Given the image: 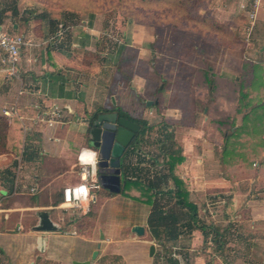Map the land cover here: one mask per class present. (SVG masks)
<instances>
[{
	"label": "crops",
	"instance_id": "1",
	"mask_svg": "<svg viewBox=\"0 0 264 264\" xmlns=\"http://www.w3.org/2000/svg\"><path fill=\"white\" fill-rule=\"evenodd\" d=\"M262 1L258 0V4L261 5ZM27 10L33 9H24L22 16ZM44 10L42 8L39 12ZM82 15L87 16V20L79 24L71 9L61 8L55 15L51 14L54 16L51 19H57V27H52L48 20H32L21 26L16 21L12 28L15 35L25 38L26 44L21 51L17 77H9L0 66V115L6 110L11 112V116L6 117L17 118L16 145L19 146L18 155H0V264H118L123 259L129 264H149L148 259L152 260L151 264H156L159 248L148 225L152 207L138 200L141 192L133 183L141 180L148 185L160 178L163 191L175 190L166 163L167 156L175 151H181L184 158L175 172L187 189L189 202L198 209L199 199H206L201 205L207 207L203 210L205 213L208 208L211 210L210 205L222 204L228 215L223 220L228 223L213 226L224 235L225 246L220 252L214 250L210 226H206V232H210L206 237L198 229L189 232L182 225L186 219L181 221L180 235L169 242L173 249L179 250L178 263L207 264V256L199 250L206 243L214 247L215 264H261L264 258V137L244 134L239 140L243 145L223 152V133L212 124L217 119L218 94L224 97V102L220 103L223 108L228 105L226 99L231 101L233 92L217 90L211 98L214 100L211 107L203 108L204 103L210 102V95L195 66L189 64L191 69L186 71V66L174 65L177 75L171 77V64L165 66V71L158 64L162 59L149 64L159 43H153L151 50L143 49L136 40L131 45L127 41L108 43L105 39L107 29L104 24L100 27V14L97 17ZM68 16L74 18L73 22ZM64 22L68 23L66 27ZM33 23H37L36 30L29 26ZM6 26L0 24L2 30ZM109 45L113 51H108ZM126 51H131L130 55L126 56ZM129 58L137 59L136 64H129L131 67L136 65V70L129 75L131 85L137 91H141L139 85H143L152 100L141 99V104L146 107L144 110L135 105L131 107L124 93L120 96L126 86L124 80L117 79L113 90L109 86L112 76H107V67ZM108 59L111 65L107 63ZM152 65L158 67L155 69ZM113 66L116 68L112 75L118 69ZM155 70L159 77L154 74ZM224 81L228 83L227 79ZM230 85L234 86L232 82ZM165 91L167 95L161 100L158 94ZM169 94L177 95L178 99L173 101ZM119 105L121 112L130 117L123 119L136 126L135 120L142 119L149 126L142 140L134 145L139 127L133 143L121 159V186H126L127 181H131L130 184L125 193H114V196L103 188L96 191L102 194L101 203L88 215L63 212L58 207L63 202L64 189L81 182L80 153L91 150L97 153V162L99 159L96 149L86 144L89 143L88 128L92 117L117 113L120 118L119 112L112 109ZM55 106L61 117L50 126L48 120ZM150 131L161 134L160 139H156L158 144L147 140ZM155 145L161 148V156L151 150ZM109 204L113 211L116 204L123 205L124 210L128 206H141L146 219L128 225L112 218L113 222L105 228L103 215ZM39 212H49L60 231H35ZM135 226L144 227V235L134 233ZM72 231L76 235L66 234ZM75 240H81L83 245L68 252L59 248L78 246ZM18 244H29V249L26 246V250H21ZM152 246L155 255L150 256ZM130 251L136 255L132 257L130 253L128 259ZM95 252L98 255L93 258ZM137 258L138 261L134 262ZM168 261L170 264V259Z\"/></svg>",
	"mask_w": 264,
	"mask_h": 264
},
{
	"label": "rangeland",
	"instance_id": "2",
	"mask_svg": "<svg viewBox=\"0 0 264 264\" xmlns=\"http://www.w3.org/2000/svg\"><path fill=\"white\" fill-rule=\"evenodd\" d=\"M53 2L56 3V5L68 3L71 5L69 7H74L75 10L79 5L81 7L89 6V8H93L96 12L100 11L99 23L100 27L104 24L107 29L108 34L105 36V39L108 43H123L127 41V44L131 45L130 43L136 40V43L142 44L143 49L149 50L152 49L151 45H153V43L157 45L160 44L158 48L156 46V48H154L155 51L152 52L155 53V56H149L150 59L153 58V60L149 61V64H153V62L158 61V59H162L158 63L162 71H165V66L167 64L168 66L171 64V77L177 75L175 66H186L185 69L188 71L191 69L189 68V64H192L190 66H195L196 71L199 73L201 72L203 82L206 84L204 87L206 86L210 95V102L214 101L211 100V98L213 97V93L216 92L210 85H207L208 78L203 75L206 74L204 72H211V80L216 78L215 82L217 81L218 84L213 87L216 86V89L219 91L226 92L229 82H232V85H234V90H232L234 94L231 100L232 106L226 107L232 110L233 116L232 118L229 117L225 122L220 123L221 127L225 130H232L235 127L241 126L245 109H247L246 113L250 116L252 108L257 105H264V86L258 87L257 84H255L258 75L263 74L264 77V0L261 2V5L258 4V0H190V3L183 7L184 9L182 12L176 10V7L169 2L161 6L158 10H155L156 7L153 5L146 6V4L144 5L140 2H131L130 10L133 13L135 12L133 18H130L129 14H127L130 11H121L116 8L115 5H117V0H0V24L4 26L7 25L5 30L15 35L12 28L15 23H17L16 21H20L19 19H21L24 9L31 8L38 13L44 8L45 10L48 9L50 14L55 15L61 8L54 5L52 6ZM113 6L115 7L113 8ZM121 6L123 8L120 9H124L128 7V4L123 3ZM64 12L71 13L70 10H65ZM257 12L258 18L256 19ZM74 14L77 15L79 24L87 20V16L82 15L81 17L80 13H76V11ZM96 15L98 14L94 16ZM173 17L179 18V21L174 22ZM36 24L37 23H33L29 26L30 28L32 27V30H36ZM132 32H134V34H132ZM128 35L129 38L127 37ZM124 36L125 38H123ZM108 47V51H113L111 45ZM183 51L186 52L183 53ZM143 52L144 51L141 53ZM130 53L131 51H126L125 55H130ZM182 53L183 57L181 58ZM1 54L2 53H0V66L3 67ZM136 60L137 59L134 60L133 58H129L124 61L119 60L117 63L114 62L113 65H116L118 69L112 75L113 69L116 67L113 65L112 67L110 66V68L107 67L106 74L107 76H112L109 85L112 90L115 88L117 79L124 80L126 86L121 91L120 96L124 93L125 97L130 100L129 103L131 107L135 105L144 110L146 107L141 104V99L152 101L149 99L148 93H146L147 89L144 88L143 85L137 83L140 88H142L141 91H137V88L130 83L131 77L129 75L132 71L136 70V65L135 67H131L129 64H136ZM176 60H179L177 64H175ZM189 60H191V62H188ZM107 63L111 65L112 62L108 59ZM152 67L156 69L158 66L152 65ZM131 68H133V70ZM139 69L141 70V67H139ZM154 74H157L159 77L156 70ZM204 77H206V81H204ZM224 79H227L228 83L224 81ZM149 85H151L150 81ZM166 95L167 91L158 94V97L163 100V97H166ZM173 95L170 96H172L173 101H176L178 96L175 94ZM153 96L151 98H153ZM170 96H168L169 99ZM247 104L248 108L246 106ZM119 108L120 105L112 107L113 111L117 112L122 111ZM251 118L252 116L250 119ZM251 134L255 135V132ZM160 135L161 134L157 131H154V133L150 131L146 136H148L147 140L149 142L158 144L156 139H160ZM263 137L264 134L261 138ZM86 144H88L90 148L92 147L89 143ZM160 149V147L156 146L151 150L161 156ZM155 171L157 174L159 173L157 169ZM123 178L124 176L122 179ZM199 201L201 203L198 207V219L204 222L206 226L220 227L228 223L223 221L225 216L228 215L227 212L222 209V204L210 205L211 210L208 208V212L205 213L203 210L204 208L207 209V207L201 205L205 204L206 199H199ZM11 204L13 203L11 202ZM110 205L111 204L107 206L106 212H104L103 215L105 218V228L113 222L112 218H116L118 220L117 222L121 224L127 222L128 225L133 224V222L139 223V220L144 218V210L141 206H137V208L128 206V209L124 210L123 205L113 204L116 206V208L113 207L115 209V211H113L109 208ZM145 219L146 218H144L143 221ZM68 242L72 241L68 240ZM75 243H79V245L76 246L73 244L72 247L59 246V248L68 252L72 251L70 249L80 248V245H83L81 240H75ZM156 244L159 248L156 264H169V259L180 263L177 257L179 252L178 248L176 250L173 249L172 244L169 242L166 243V245L160 242ZM26 246L29 249V244H26ZM26 246L21 244L17 245L21 250H26ZM213 249L214 247H212L211 244L205 243L200 246L199 250L207 256L208 261H212L215 264L217 259L213 255ZM79 250L80 249H78V251ZM130 253L132 257H135L136 252L130 251L127 255L128 259ZM123 261H120L118 264H129L128 260L123 259ZM137 261L138 258L134 262ZM148 261L149 264L152 263V260L148 259Z\"/></svg>",
	"mask_w": 264,
	"mask_h": 264
},
{
	"label": "trees",
	"instance_id": "3",
	"mask_svg": "<svg viewBox=\"0 0 264 264\" xmlns=\"http://www.w3.org/2000/svg\"><path fill=\"white\" fill-rule=\"evenodd\" d=\"M48 2V1H47ZM88 2V1H87ZM131 2L137 3L140 2L141 4H146V6H155L158 10L161 6L165 5L167 2L171 3L175 9L178 11H183V7L190 3V0H117L116 8L121 11H130L129 16L130 18H133L135 12H131L130 10V4ZM128 4L127 8H123L121 4ZM186 3V4H185ZM60 7L62 9L69 8L73 11V13L76 11V13L81 14H89L91 16H94L95 14H100V11L96 12L93 10V8H89V6H79L78 8L69 7L68 3H62L61 5H56V3L53 2L52 6ZM73 5V4H72ZM158 5V6H156ZM113 6V8L115 7ZM152 9V8H151ZM153 10V9H152ZM48 9L44 10L43 13L37 14L34 10H27L24 14V16L19 19L18 21L19 25H28L30 21L34 22H40L43 20H48V22H52V27L59 26L57 23V19H51L54 16H51L50 13L47 12ZM153 12V11H150ZM102 13V12H101ZM75 15V14H74ZM73 16V15H72ZM69 17V21L73 22V17ZM153 17V16H152ZM174 22L179 21V18L173 17ZM65 23V22H64ZM68 23H65L63 25L66 27ZM63 27V28H64ZM1 68V67H0ZM206 74H203L208 78V84L210 85L214 91L216 92V86L217 81L215 82L214 78L211 80L210 75L211 72H204ZM206 77H204V81H206ZM262 75H258L255 84H257L258 87L264 86V77ZM202 85H206L203 82V77H201ZM205 88V87H204ZM227 89L234 90L233 86H227ZM208 90V89H206ZM233 92V91H232ZM234 94V93H233ZM231 99V98H230ZM224 101V97L222 94H218V100L216 101L217 106V115L214 121L213 126H215L219 131L223 133V138L225 141V145L223 147V152L228 151L230 149L239 147L243 145L239 140L244 135L247 134L248 136L261 138V136L264 134V105H257L256 107L252 108L251 115L246 113L247 109H245V112L243 113L242 117V124L241 126L237 127L235 131L233 130H225L221 127L220 123L225 122L229 117L232 118V110H230L228 107L220 108L221 101ZM232 100V99H231ZM229 103H227V106H232V103L229 99H226ZM214 102V101H213ZM212 102L204 103V107H211ZM248 108V104L246 105ZM214 107V106H213ZM216 108V107H214ZM227 108V109H226ZM120 118H130L126 113L119 112ZM252 118L250 119V117ZM97 118V114L94 115L91 119V123L95 121ZM17 118L13 117L9 119L8 117L4 115H0V155L7 154L8 156H14L18 155V149L19 146L16 145V133L18 122L16 121ZM135 123L140 127V131L137 134V137L134 141V145L137 144L142 140V137L145 135L146 131L149 129V126L146 121L142 119L135 120ZM251 126V127H249ZM248 132V133H247ZM255 135H252L251 133H254ZM12 140H15L13 144L10 142ZM181 151H175L174 154L167 156L166 163L169 169V175L171 176L174 184H175V190H162V185L160 182V178L158 181H153L150 184H146L143 181L136 180L133 184L137 185L138 189H140L141 197L138 198L139 201L144 202L145 204H148L152 207L151 214L148 219V225L149 229L151 230V233L153 237L156 239L157 242H160L163 245H166V243L176 240L178 236L180 235V229L181 224H179L181 221L186 219V221L182 224L184 227H186L189 232H193L194 230H201L203 233H205V236L208 237L210 232H206V225L205 224H199L200 220L198 219V209L197 206L194 204H191L189 202L188 192L183 184V181L176 175V168L178 165H180L184 158L181 156ZM127 181L126 186H121V193H125L126 187L130 184ZM101 192H97L96 194V201L91 203L90 211L92 209H95L98 207V204L101 203L102 194ZM109 195L114 196L116 194L109 192ZM99 198V201H98ZM90 213V212H89ZM75 214L77 216L82 215L80 211H76ZM211 231L213 234V242L215 246V251L220 252V250L224 249L225 242L223 241L224 235L215 227H211ZM226 232V229H224ZM170 264H179L178 262L171 261ZM207 264H214L212 261H208Z\"/></svg>",
	"mask_w": 264,
	"mask_h": 264
},
{
	"label": "water",
	"instance_id": "4",
	"mask_svg": "<svg viewBox=\"0 0 264 264\" xmlns=\"http://www.w3.org/2000/svg\"><path fill=\"white\" fill-rule=\"evenodd\" d=\"M151 105L152 103H148ZM139 130L132 122L119 118L117 113H105L97 117L95 121L89 124V144L98 152V173L101 187L112 193L121 191V159L127 149L135 139V134ZM39 223L34 227L38 232H56L60 231L50 218L49 212L38 213ZM133 232L139 236L144 235L145 229L141 226H135ZM104 236L102 235V239ZM42 243L44 241L42 240ZM43 248V244H41ZM155 247L150 248V256H153ZM97 252L93 254L96 258ZM76 264H89L76 263Z\"/></svg>",
	"mask_w": 264,
	"mask_h": 264
},
{
	"label": "built area",
	"instance_id": "5",
	"mask_svg": "<svg viewBox=\"0 0 264 264\" xmlns=\"http://www.w3.org/2000/svg\"><path fill=\"white\" fill-rule=\"evenodd\" d=\"M26 44L25 38L22 35H12L9 32L2 30L0 27V53H2V66L10 77H17L18 65L21 60V51ZM5 116H11V112L4 111ZM60 110L57 106L53 107L50 112L48 123L52 126L59 118ZM82 153V152H81ZM79 155V176L81 182L75 186L66 187L63 191V202L59 205L65 213L80 211L82 215H87L90 212L92 202L96 201V191L102 187L99 183L98 162L96 161L95 169L91 164L82 163ZM86 188V193H81L79 189ZM35 192V189H32ZM66 234L76 235L75 231ZM261 264H264V258Z\"/></svg>",
	"mask_w": 264,
	"mask_h": 264
},
{
	"label": "clouds",
	"instance_id": "6",
	"mask_svg": "<svg viewBox=\"0 0 264 264\" xmlns=\"http://www.w3.org/2000/svg\"><path fill=\"white\" fill-rule=\"evenodd\" d=\"M96 156H97V153L96 152L86 149V150H83L82 151L81 156H80V160H81V162L83 164L84 163L91 164L93 166V169H95ZM79 191L81 193H86L87 190H86V188L81 187L79 189Z\"/></svg>",
	"mask_w": 264,
	"mask_h": 264
}]
</instances>
